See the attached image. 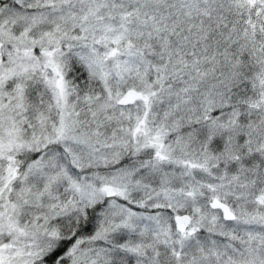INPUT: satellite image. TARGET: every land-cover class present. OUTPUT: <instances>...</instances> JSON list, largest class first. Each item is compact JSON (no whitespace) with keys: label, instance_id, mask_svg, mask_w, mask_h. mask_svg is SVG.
<instances>
[{"label":"snow or ice","instance_id":"snow-or-ice-1","mask_svg":"<svg viewBox=\"0 0 264 264\" xmlns=\"http://www.w3.org/2000/svg\"><path fill=\"white\" fill-rule=\"evenodd\" d=\"M0 264H264V0H0Z\"/></svg>","mask_w":264,"mask_h":264}]
</instances>
